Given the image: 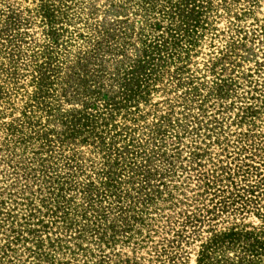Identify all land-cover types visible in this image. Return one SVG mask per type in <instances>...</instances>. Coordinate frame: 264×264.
Wrapping results in <instances>:
<instances>
[{
  "label": "rangeland",
  "instance_id": "obj_1",
  "mask_svg": "<svg viewBox=\"0 0 264 264\" xmlns=\"http://www.w3.org/2000/svg\"><path fill=\"white\" fill-rule=\"evenodd\" d=\"M0 149V264H264V0H0Z\"/></svg>",
  "mask_w": 264,
  "mask_h": 264
},
{
  "label": "trees",
  "instance_id": "obj_2",
  "mask_svg": "<svg viewBox=\"0 0 264 264\" xmlns=\"http://www.w3.org/2000/svg\"><path fill=\"white\" fill-rule=\"evenodd\" d=\"M146 45H147V50L145 51L144 56H146V55L151 56V54H154V53L158 54L159 52L163 51L165 46H167V43L164 42V44L163 43H156L155 45H153V44H146ZM146 66L147 65L144 64V60L142 57L138 60V63L135 66L132 65V67H134V71L139 69V71L143 72V73H142L141 79L138 82L136 81L135 83H131V84H133V86L131 88L127 85L123 87V88H125V91H122V99H124L126 101H130L133 97L138 96L139 94L142 93V90L140 88V86H141L140 84L145 83V82H143L145 79L144 77L148 76V74L144 72ZM133 78H135V75L132 72V79ZM136 78H140V76H137ZM39 79H41L40 84L43 86V83L45 82L44 78L40 77ZM131 84H130V86H131ZM121 102L122 101H119V102L116 101V102H112L111 104L114 107H116ZM97 116L98 115H96L94 113L87 112L86 114L82 115L79 119H76V118L71 119L68 122V130L70 132L73 131V132L77 133L76 137L84 136V137L91 138L92 132L94 131V126L96 123L95 119ZM87 132H89V133H87ZM102 133H104V128H102V130H101V135H102ZM99 136H100V134H99ZM85 142H87V141H85ZM3 143H5V147L10 146L9 143L7 142V138H5ZM0 150H2V149H0ZM30 160H32L31 163L33 165H36V167H35L36 172L38 170L40 173L42 172V179L47 181V177H49V179L54 178L53 176L49 175L46 170L43 169L44 164H43L42 160L38 161V160H35L34 158L30 159ZM19 162H21V161H19ZM16 165L18 166V164H16ZM12 167H14V166H12ZM18 168L22 169V167H18ZM113 171H114L113 169H109L108 171L105 172V176L108 178V181H106V185L109 187L113 186V183L115 181L114 178L112 177ZM2 195H3V192H0V216L3 215V211L1 210L2 204H5V199H3V198L1 199ZM8 217L9 218L11 217L10 213H8ZM35 217H36V212L31 211L29 219L33 221V219ZM3 220H5V219H3ZM44 221H45V219H40L36 223H34L35 221L27 222V224H29V225H26V223L25 224L19 223L17 221H10L9 225H7L6 223H4L3 225L0 224V228L1 227L5 228L4 234L6 236V237H4V240H6V242L4 244L0 245V249L3 250L6 254V251H8V250H11V251L15 250V247H12V246L17 245V244L21 243L22 241H27L28 239H30L33 242V246L35 244H36V246L38 244H40L42 246L46 245V244L42 243V238H41L42 232H40V229L37 228V226H39V225L47 226V225H44L45 224ZM6 226H8V227H6ZM7 232H9V233H7ZM25 234H27V235H25ZM38 240H39V242H38ZM58 240H61V239H58ZM215 242H217V240ZM53 246H55V245L50 244V247H53ZM4 247H7L8 249H5ZM209 251H210L209 246H206V250H204L202 252V258L200 259V262L203 261V258L205 259L208 256ZM48 260H49V257H48Z\"/></svg>",
  "mask_w": 264,
  "mask_h": 264
}]
</instances>
